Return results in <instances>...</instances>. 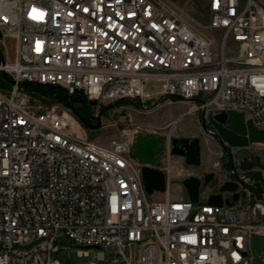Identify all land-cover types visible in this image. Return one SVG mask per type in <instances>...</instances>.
I'll use <instances>...</instances> for the list:
<instances>
[{"label": "built area", "instance_id": "obj_1", "mask_svg": "<svg viewBox=\"0 0 264 264\" xmlns=\"http://www.w3.org/2000/svg\"><path fill=\"white\" fill-rule=\"evenodd\" d=\"M207 7L220 46L161 0H0V38L16 40L13 58L0 43V264H64L60 244L88 264L263 260L251 238L264 237V176L233 160L226 180L238 182L236 200L173 198L168 186L153 198L133 150L145 126L103 145L73 106L33 101L27 88L60 86L69 98L83 90L95 106L127 97L147 109L156 96L189 103L206 124L236 110L264 129L263 0Z\"/></svg>", "mask_w": 264, "mask_h": 264}, {"label": "rangeland", "instance_id": "obj_2", "mask_svg": "<svg viewBox=\"0 0 264 264\" xmlns=\"http://www.w3.org/2000/svg\"><path fill=\"white\" fill-rule=\"evenodd\" d=\"M161 1L173 8L193 26L215 39L217 45L219 44L220 46L222 31L214 30L210 27V17L207 11L208 0ZM0 43L7 47L8 57L13 58L16 48L15 38L11 36H2L0 38ZM228 47L229 53L233 54L235 52V45L229 41ZM27 88L31 91L33 101H38V99L53 100L52 96H49L46 91L29 88L28 86ZM38 96H44V98ZM145 104L148 107L147 109L140 107V105L134 102V100L127 97L114 98L111 100L106 99L96 106L89 104L86 109L98 118L96 122L91 124H98L99 121H101V124L98 127L89 126V128H86L83 126V131L87 133L90 139L96 140L103 145L107 144L112 137L117 135L120 130L126 126H145L146 133H154L158 135L166 134L169 139L173 137H198L201 139L202 144L200 165H190L185 161L183 164L192 167L203 166L206 168L200 176L203 178V190L216 192L219 184L227 179L226 172L229 167H232L233 160L234 162L236 161V164H239L245 156L250 159L257 158L258 163L262 165V167L255 166L248 169V173L255 179L263 178L264 143H251L247 147H231L218 140L216 134L207 132V129L209 128L214 130L210 124H207V129L204 130V133L209 135L207 137L203 132L199 131L196 119L197 112H190V104L183 101H169L167 99L160 100L158 97L153 96L148 97ZM201 116L202 118H205L203 112H201ZM190 130H197V132L195 135L186 136L185 132ZM243 155L245 156L243 157ZM164 157V152L157 155L156 167L161 168L166 166L167 162L163 160ZM182 158L184 160V157ZM228 160L230 162H228ZM214 161H216L215 165L212 163ZM206 177H208V180L204 182ZM169 188L173 198H179L182 194V189L176 182H172ZM152 197L162 199L164 197V192H155ZM60 237L61 240L64 238L62 235H60ZM58 255L64 264H88V261L90 260L89 257L79 256L76 251L72 252L70 257L68 251L64 249L63 244H60ZM262 257L264 260V253L262 254Z\"/></svg>", "mask_w": 264, "mask_h": 264}, {"label": "water", "instance_id": "obj_3", "mask_svg": "<svg viewBox=\"0 0 264 264\" xmlns=\"http://www.w3.org/2000/svg\"><path fill=\"white\" fill-rule=\"evenodd\" d=\"M71 103H80L87 105L88 103L95 105L96 101H88L83 90H77L70 97ZM203 118L204 130L207 129L206 120ZM101 124H90L91 127H98ZM209 124L214 128L216 136L221 142L231 147H247L251 143H264V129L257 128L252 120L245 119L244 113L236 110H223L221 112L211 114L209 116ZM208 130V129H207ZM170 146V152L173 155L184 157L187 164L200 165L202 144L198 137H173L168 138L166 134L159 135H139L133 145L135 156L143 163L142 176L143 183L148 193L154 191H165L168 186L166 172L156 167V156ZM246 157L240 162L241 168L248 170L255 166H261L257 158L254 162L246 164ZM208 177L205 178V181ZM203 178L197 175H190L183 180V185L187 191L188 197L192 201H199L202 195ZM238 182L233 180H224L219 184L216 192H209L206 195L207 201L210 204L223 205V193L235 192L232 196L236 200L239 193ZM233 202L227 198L226 205H231ZM251 244L256 250L264 251V237L254 234L251 238ZM255 264H264V260L257 258Z\"/></svg>", "mask_w": 264, "mask_h": 264}, {"label": "crops", "instance_id": "obj_4", "mask_svg": "<svg viewBox=\"0 0 264 264\" xmlns=\"http://www.w3.org/2000/svg\"><path fill=\"white\" fill-rule=\"evenodd\" d=\"M201 112L202 111H198L197 112V124L199 126V131L204 133V124H203V118L201 116ZM210 127V126H209ZM198 131V132H199ZM197 132V130L194 131H187L185 132L186 136H192L195 135V133ZM207 137L209 136L208 134H205ZM211 137V136H210ZM185 160H183V158L181 156L178 155H173L170 154L169 155V160L166 163V166L161 167L167 174V179H168V189L170 191V184L172 182H176L180 185L181 189H182V194L180 195L179 198H187L188 194L187 191L185 190V187L183 185V180L184 178L190 176V175H197V176H201V173H203L206 168L205 167H200V166H188L186 164H183ZM210 163V162H209ZM213 165H215L216 161L212 162ZM209 192V190H203V194L202 197H205ZM171 193V191H170Z\"/></svg>", "mask_w": 264, "mask_h": 264}, {"label": "trees", "instance_id": "obj_5", "mask_svg": "<svg viewBox=\"0 0 264 264\" xmlns=\"http://www.w3.org/2000/svg\"><path fill=\"white\" fill-rule=\"evenodd\" d=\"M27 86L29 88H36L46 91L47 94L49 96H52L53 99H58L67 105L73 106L75 114L77 115L83 126L86 128H89L90 124L96 122L98 119L88 109H86L85 106L80 104H72L66 90L60 86L42 85L35 83H28Z\"/></svg>", "mask_w": 264, "mask_h": 264}, {"label": "bare ground", "instance_id": "obj_6", "mask_svg": "<svg viewBox=\"0 0 264 264\" xmlns=\"http://www.w3.org/2000/svg\"><path fill=\"white\" fill-rule=\"evenodd\" d=\"M146 134L154 135V133H146ZM123 136H130V127H123ZM142 166L143 164H136V172H142Z\"/></svg>", "mask_w": 264, "mask_h": 264}, {"label": "flooded vegetation", "instance_id": "obj_7", "mask_svg": "<svg viewBox=\"0 0 264 264\" xmlns=\"http://www.w3.org/2000/svg\"><path fill=\"white\" fill-rule=\"evenodd\" d=\"M89 104H90V103H88L87 105H83V106H85L86 108H88ZM218 140H220V139L218 138ZM244 156H245V155H243V157H244ZM156 157H157V156H156ZM245 157L248 159V160H246V162H245L246 164H248L249 162H252V163H253V162L255 161L254 159H250V158L247 157V156H245ZM245 157H244V158H245ZM244 158H243V160H244ZM239 165H240V163H239Z\"/></svg>", "mask_w": 264, "mask_h": 264}]
</instances>
